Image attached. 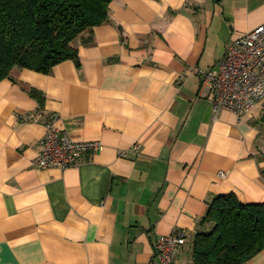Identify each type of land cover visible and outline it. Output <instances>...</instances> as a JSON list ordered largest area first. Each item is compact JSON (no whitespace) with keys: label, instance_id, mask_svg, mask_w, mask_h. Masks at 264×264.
Instances as JSON below:
<instances>
[{"label":"crops","instance_id":"1","mask_svg":"<svg viewBox=\"0 0 264 264\" xmlns=\"http://www.w3.org/2000/svg\"><path fill=\"white\" fill-rule=\"evenodd\" d=\"M262 23L264 0H113L75 40L79 68H13L0 81V264H160L155 241L170 233L186 237L176 262L192 264L214 197L264 203V99L215 113L193 72ZM51 117L102 149L35 166Z\"/></svg>","mask_w":264,"mask_h":264},{"label":"trees","instance_id":"2","mask_svg":"<svg viewBox=\"0 0 264 264\" xmlns=\"http://www.w3.org/2000/svg\"><path fill=\"white\" fill-rule=\"evenodd\" d=\"M112 1L0 0V81L13 68L48 73L65 60L79 68L75 40L109 21ZM31 95L42 102L39 92ZM263 249L264 203H243L227 193L210 201L199 222L192 264H246Z\"/></svg>","mask_w":264,"mask_h":264},{"label":"built area","instance_id":"3","mask_svg":"<svg viewBox=\"0 0 264 264\" xmlns=\"http://www.w3.org/2000/svg\"><path fill=\"white\" fill-rule=\"evenodd\" d=\"M193 72L210 87V103L215 113L227 109L241 116L264 99V23L230 39L215 64L206 69L195 67ZM56 122L54 117L45 121V133L33 160L35 166L65 170L75 166L84 154L102 149L99 141L72 140ZM133 150L138 153L139 145ZM121 156L126 157V152ZM185 243L184 233L158 235L155 256L160 264H178L175 259Z\"/></svg>","mask_w":264,"mask_h":264}]
</instances>
